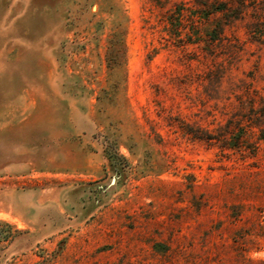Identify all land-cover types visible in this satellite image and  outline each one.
Segmentation results:
<instances>
[{
	"label": "rangeland",
	"instance_id": "1",
	"mask_svg": "<svg viewBox=\"0 0 264 264\" xmlns=\"http://www.w3.org/2000/svg\"><path fill=\"white\" fill-rule=\"evenodd\" d=\"M0 264H264V0H0Z\"/></svg>",
	"mask_w": 264,
	"mask_h": 264
}]
</instances>
